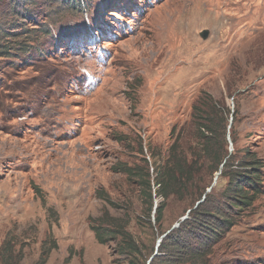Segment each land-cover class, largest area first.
<instances>
[{
	"label": "rangeland",
	"instance_id": "374dc122",
	"mask_svg": "<svg viewBox=\"0 0 264 264\" xmlns=\"http://www.w3.org/2000/svg\"><path fill=\"white\" fill-rule=\"evenodd\" d=\"M263 10L264 0H0V246L12 238L17 264H37L50 233L46 264H264ZM204 109L218 131L201 129ZM176 139L194 175L164 198L156 176L174 165ZM121 163L147 164L152 208ZM200 203L222 225L217 238L186 233ZM92 225L124 226L136 249L123 252L121 233L100 243Z\"/></svg>",
	"mask_w": 264,
	"mask_h": 264
},
{
	"label": "trees",
	"instance_id": "16d2710c",
	"mask_svg": "<svg viewBox=\"0 0 264 264\" xmlns=\"http://www.w3.org/2000/svg\"><path fill=\"white\" fill-rule=\"evenodd\" d=\"M213 109V108H212ZM204 112L205 117L200 116L201 120H203V122H199L201 124V129H203L204 131H209V132H214V131H218L219 126L214 124L213 121L214 118H216V116L214 115L212 117L209 118L211 111L209 110H201ZM207 113V114H206ZM216 113L217 115H219L220 113L223 115L224 112H222L220 110L213 112V114ZM209 114V115H208ZM202 115V114H201ZM208 123L213 124V127L211 128ZM223 129L225 130L226 125L224 124ZM176 126L174 125L172 128V135L174 134ZM217 128V129H216ZM213 134V133H212ZM204 136V134L202 135ZM208 137V136H207ZM205 138V137H204ZM178 149V140H174L172 146H171V150L173 152V154H171L172 156V161H174V165L172 166V168H169L168 166H165L164 169L160 174L157 173V183L159 185V188L156 190V192L160 195L163 196L164 198H167L168 196V192H166L164 189L165 187H170L174 186V188H182L184 186L187 185V183L189 182V180L191 179V177H193L194 172L192 171V169L189 171L186 169L185 167V160L180 158V156H177L178 153H176ZM220 158V155L217 157V159H215V161H218ZM172 169V170H171ZM118 172H122L125 173L127 175V177L133 181H135L139 186L141 191L146 195L147 199H149L150 201V207L152 208L154 206V198H153V193H152V178H151V174L149 172V167L146 165H129L127 163H121L119 164V167L117 168ZM246 180H251L254 181L253 179H258L257 175H246ZM155 180V178H154ZM245 180V181H246ZM255 182V181H254ZM244 180H242L241 184H244ZM240 183L236 186L238 190H242V188H239V185H241ZM183 189V188H182ZM174 191V190H172ZM240 195V194H239ZM239 195H237L239 197ZM240 197H244L246 198V196H240ZM104 199H108L106 197H104ZM235 202H233V206L234 208L238 209L239 208V203L240 200H234ZM205 203H200L197 208H194L195 210H193V214H199L200 217L195 216L197 219L195 221L196 225H194V234L191 231H188L186 233H190L191 236L195 237L194 239L197 240L199 238V234L201 231H203L204 229H206V231H204L207 235H205V238H207L208 240L215 237L217 238L219 236V231H222V228L220 225L217 226L216 224H214V220H205L204 218L206 217V213L205 212H201L200 211V207L204 206ZM164 207H165V203L164 200L161 201V204L159 206L156 207V211H157V220H161L162 219V215H163V211H164ZM198 211V212H197ZM200 211V212H199ZM225 223H230V220L225 219L224 220ZM213 223V224H212ZM186 227V225L184 226ZM188 227V226H187ZM124 226L120 227V229H113L110 227H104L102 225H92V230L95 233V237L96 239L100 242V243H106L108 240H111L112 237H115V233H121V234H126L127 235V239H122L121 240V246L123 247V252H125L127 250V248L130 249H136L135 243L133 237L124 230ZM179 231L182 229H178ZM186 231V230H185ZM165 240V239H163ZM164 243V241H163ZM182 241H176L175 244L179 245L181 247H186L185 245L182 244ZM186 244H188V248H190V244H192V242H185ZM201 245V247H197L196 249L192 250L190 253L192 254L193 257H196L198 259H200V256L203 255V249L204 246H206L207 242L203 241V242H199ZM58 247V244L56 242V239L54 238V236L52 235V233H50L45 240L43 241V245L41 248V255L40 258L38 260L37 264H46V262L48 261L49 255L52 252V250L56 249ZM199 248V249H198ZM135 251H131L129 252L130 255H132ZM16 250H15V243L12 240V238L10 236H7L4 240V242L1 244L0 246V264H17V259H16Z\"/></svg>",
	"mask_w": 264,
	"mask_h": 264
},
{
	"label": "bare ground",
	"instance_id": "6f19581e",
	"mask_svg": "<svg viewBox=\"0 0 264 264\" xmlns=\"http://www.w3.org/2000/svg\"><path fill=\"white\" fill-rule=\"evenodd\" d=\"M252 6H253V5H252ZM253 7H254V6H253ZM253 7H252V8H253ZM256 8H257V9H259V7H256ZM257 9H256V10H257ZM260 9H261V8H260ZM254 10H255V9H254ZM261 11H262V10H261ZM261 11H260V12H261ZM257 12L259 13V11H258V10H257ZM262 13H264V10H263V12H262ZM260 14H261V13H260ZM259 16H260V18H261V16H264V15H259ZM263 19H264V18H263Z\"/></svg>",
	"mask_w": 264,
	"mask_h": 264
},
{
	"label": "water",
	"instance_id": "95a60500",
	"mask_svg": "<svg viewBox=\"0 0 264 264\" xmlns=\"http://www.w3.org/2000/svg\"><path fill=\"white\" fill-rule=\"evenodd\" d=\"M204 36H207V32H205Z\"/></svg>",
	"mask_w": 264,
	"mask_h": 264
}]
</instances>
